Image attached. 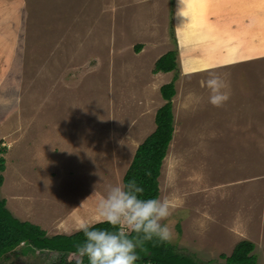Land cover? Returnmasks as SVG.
Segmentation results:
<instances>
[{
  "label": "rangeland",
  "instance_id": "374dc122",
  "mask_svg": "<svg viewBox=\"0 0 264 264\" xmlns=\"http://www.w3.org/2000/svg\"><path fill=\"white\" fill-rule=\"evenodd\" d=\"M172 9V0H0V196L15 217L47 234H73L81 221L94 225L99 200L110 186L124 185L138 144L154 132L167 102L161 86L178 74L189 104L182 112L177 105L176 132L173 98L158 198L174 205L162 221L173 231L171 243L203 264H231L223 254L250 240L256 264H264V133L238 146L231 132L210 141L202 131L215 111L225 114L230 102L253 93L247 69L183 75ZM169 50L178 68L164 78L153 66ZM209 72L233 91L223 107L208 102L202 82ZM234 215L246 219L245 229L229 226ZM11 255L5 264H53L63 256L20 247Z\"/></svg>",
  "mask_w": 264,
  "mask_h": 264
},
{
  "label": "crops",
  "instance_id": "0c3cea01",
  "mask_svg": "<svg viewBox=\"0 0 264 264\" xmlns=\"http://www.w3.org/2000/svg\"><path fill=\"white\" fill-rule=\"evenodd\" d=\"M172 3V14L180 51L179 61L183 75L188 76L233 65H243L247 69V79L249 81L247 89L252 90L253 93L249 92V95H244L242 98L238 97L236 101L230 102V108L226 110L225 114L215 111L212 118L207 119L206 127L202 128V131L207 132L208 140L211 141V138L217 137L216 133L231 132L233 134L230 135V138H235L238 146H248L250 144L249 139L256 136L253 134L260 133L263 137L264 0H205L206 9L203 10L201 19L193 18L190 22L189 17H184L183 25L179 21L181 2L180 0H172ZM153 30H156V26ZM6 34L10 33L6 31ZM152 46H154V43ZM159 58L160 56H157L156 61ZM6 60L3 59L2 61ZM172 73L173 71L158 72L157 75L165 78L166 76H172ZM175 75V82L177 83L178 74ZM229 93L230 98H232L233 91L230 88ZM182 97L184 96H180L177 83L174 96L175 103H177L175 108L177 110H175L176 132L179 131L182 121L179 120L181 112L189 104L188 101L184 102ZM177 105L181 108L180 113ZM213 108L215 107L213 106ZM194 126L196 127V125ZM258 137L261 140L263 139L260 136ZM224 138L228 139V135L224 134ZM140 144H138V147ZM224 145L230 147L229 142L224 143ZM69 216L71 221L74 220L70 212ZM234 216L237 218H233V221L230 219L229 226L237 227L240 230L245 229L247 227L246 219L238 215ZM77 222L79 223L78 219ZM56 234L59 233H53V235ZM48 235L51 236V232Z\"/></svg>",
  "mask_w": 264,
  "mask_h": 264
},
{
  "label": "trees",
  "instance_id": "16d2710c",
  "mask_svg": "<svg viewBox=\"0 0 264 264\" xmlns=\"http://www.w3.org/2000/svg\"><path fill=\"white\" fill-rule=\"evenodd\" d=\"M142 46L136 47L140 52ZM176 51L169 50L155 62L153 72L177 71ZM176 75L171 82L163 84L160 88L161 95L167 100L156 115V129L139 145L124 177L123 184L135 179L137 184L144 188L141 198H159V177L162 163L166 157L169 143L173 136V97ZM5 148L0 145V152ZM5 159L0 156V188L4 182ZM96 228H110L108 224L95 223ZM84 235L81 231L73 234H56L49 236L45 230L30 221H22L15 217L6 206V199L0 196V264H5L11 259V254L20 247L24 254L36 249H48L62 253V258L53 264H90L87 256H82L79 263L68 260L65 256L70 253H79L78 244L83 242ZM147 252L137 249L139 259L136 264H203L192 255L182 254L177 246L171 242L154 240L146 242ZM255 244L250 240L240 241L230 256H225L228 263L256 264V256L251 254Z\"/></svg>",
  "mask_w": 264,
  "mask_h": 264
},
{
  "label": "clouds",
  "instance_id": "9594fccd",
  "mask_svg": "<svg viewBox=\"0 0 264 264\" xmlns=\"http://www.w3.org/2000/svg\"><path fill=\"white\" fill-rule=\"evenodd\" d=\"M202 85L209 90L208 102L214 107H223L230 99L227 82L216 73L209 72ZM143 192L135 179L127 185L110 186L99 200L96 220L110 228H96L87 221L78 224L77 230L85 239L77 250L81 256H87L90 264H136L137 249L147 252L146 242H171L173 231L162 221L171 216L173 203L167 197L141 198Z\"/></svg>",
  "mask_w": 264,
  "mask_h": 264
},
{
  "label": "bare ground",
  "instance_id": "6f19581e",
  "mask_svg": "<svg viewBox=\"0 0 264 264\" xmlns=\"http://www.w3.org/2000/svg\"><path fill=\"white\" fill-rule=\"evenodd\" d=\"M204 2L205 0H184L180 4L181 15L179 21L181 25H183L184 17H189L190 22L193 18L201 19L203 10L206 9Z\"/></svg>",
  "mask_w": 264,
  "mask_h": 264
}]
</instances>
